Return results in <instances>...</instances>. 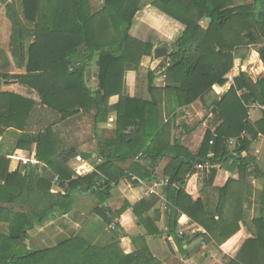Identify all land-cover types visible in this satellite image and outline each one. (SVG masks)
Listing matches in <instances>:
<instances>
[{"label": "trees", "instance_id": "obj_1", "mask_svg": "<svg viewBox=\"0 0 264 264\" xmlns=\"http://www.w3.org/2000/svg\"><path fill=\"white\" fill-rule=\"evenodd\" d=\"M3 1L12 21V52L21 49L27 63L24 74L0 72V82L16 79L25 90L0 88V221L7 225L0 233V264H161L147 246L127 254L118 241L96 246L73 237L38 249L30 243L29 232L56 212L67 214L76 192L95 195L100 201L96 212L111 224L131 206L127 203L115 212L106 206L111 189L122 181L133 186L140 185V180L153 181L166 158L163 176L169 184L160 191L166 197L169 228L178 247L185 252L184 245L203 239L228 250L246 223L247 198L240 183L251 175L264 182L256 158L248 153L259 134L264 136V117L251 123L245 103L253 99L264 104V80L253 84L241 73L231 88L210 104L205 96L213 89L226 88V75L241 47L254 46L264 62V0H151L153 7L181 23L184 30L172 51L149 67L150 99L130 96L125 83L127 71L138 70L144 57L154 54L153 44L130 33L144 0H105V7L96 15H92L90 0H73L71 4L61 0L63 10L73 15L59 23L55 18L50 24L42 16L44 0H20L21 14L15 11L14 0ZM31 37L34 42L25 50ZM96 56L99 83L92 90L86 83V71ZM158 80L166 85L156 86ZM242 90L243 95L239 94ZM116 95L119 100L111 105L109 100ZM198 99L214 114L215 130H207L195 154L182 143L191 130L183 120V108ZM91 109H95V125L107 121L111 112L117 113L115 136L100 141L104 164L81 175L67 166L76 155L61 150L53 127ZM166 117H170L168 121ZM242 133L248 136L241 137ZM7 135L16 140L10 151L4 152ZM231 137L237 138L233 151L226 143ZM135 157L138 161L127 168L117 163ZM13 161L16 170H12ZM201 162L213 165L205 172V186L214 182L217 166L240 174L239 181L229 179L218 189L217 211L206 207L197 185L200 180L195 166ZM54 185L61 190H53ZM14 205L28 211H14ZM132 208L137 224L146 228L147 234L159 232L152 228L146 199ZM182 214L200 226L199 230L178 233ZM252 222L254 237L243 243L235 257H226V264H264V208Z\"/></svg>", "mask_w": 264, "mask_h": 264}, {"label": "crops", "instance_id": "obj_2", "mask_svg": "<svg viewBox=\"0 0 264 264\" xmlns=\"http://www.w3.org/2000/svg\"><path fill=\"white\" fill-rule=\"evenodd\" d=\"M9 1L12 0H8V2ZM14 1L15 11L21 14L20 0ZM72 1L73 0H70V4ZM104 1L105 0H90L92 5V15L102 12L105 7ZM44 2L45 6L42 7V16L46 19V22H49V24L53 22L55 18L58 23L62 22L64 17L66 19L70 14L68 10H63L61 7V0H44ZM150 2L151 0L143 1V8L136 14L130 33L133 37L142 42L153 44L154 54L152 56L144 57L140 68L138 70L127 71L125 76L127 93L132 97L143 99L151 98V94L148 90V70L152 64L155 65L157 63V58L155 57L156 50L166 47L168 55L173 49L175 40L184 30V26L181 23L153 7ZM6 3L7 2L0 0V72L24 74L26 73L25 65L27 59L25 55H23L21 49L17 50L16 53L12 52L13 29L12 21L7 15ZM70 10L72 11V9ZM201 24L204 25L203 21H201ZM31 28L32 26H30L29 29L32 30ZM26 33H28V31ZM33 42L34 37L27 39L25 42V50H27L29 43ZM97 61V56L92 58L88 63L86 71V83L92 90H96L99 83V68ZM241 73L246 74L253 84L264 80V62L257 49L252 45L241 47L239 49L238 57L235 59L233 67L226 75V88L219 92H217L216 89H213L211 93L205 96L206 100L209 101L213 93L214 98H216L230 89L229 78L233 76L235 81V78ZM165 85L166 83L163 80L156 81V86L158 87H164ZM0 88L2 91L12 92L16 91V89L20 92L25 91L24 87L16 79H3ZM244 93L245 90L239 92L241 95ZM118 100L119 96L116 95L110 98L109 103L114 105ZM251 101L254 100L249 99L245 102L246 107ZM256 102L260 105H264L258 101ZM193 109L195 110L194 112H192ZM207 110V105L201 99H198L183 108V120L191 130L189 133L184 134L182 143L195 154L198 153L207 130L211 127L213 128V123L211 124V127L207 124L208 119L211 118L210 116L208 118L207 116L205 117ZM248 112L250 121L254 124L264 117V108L261 107L252 111H249L248 109ZM94 113L95 109L81 110L77 114L62 120L53 127L54 136L61 144V150H64L67 153L73 151L76 155L70 158L66 163L74 172L78 168H82L83 170H86V174H88L96 171L98 167L102 166L104 164V157L99 153L100 141L111 139L115 136V120L117 119V113L111 112L107 121L98 123L97 125H95L93 121ZM169 118L170 117H166V121H168ZM213 129L215 130V128ZM213 129L211 130L212 132H214ZM174 136L175 129L172 127V138ZM247 136V133L241 134V137ZM12 137L15 136L7 135L3 138L2 149L4 152L10 151V149H6L5 144L6 140ZM232 139L237 141L236 137H231L228 138L226 142L231 151H233V149L229 144V141ZM262 151H264V136L259 134L248 153L256 158L259 169L264 173V170L260 166L264 160V158L261 159L260 156ZM262 157H264V155ZM138 159V157H135L133 160H127L125 163H117L124 168H127L132 164V161L135 162L138 161ZM28 160L25 161L28 162ZM34 160L35 162L37 161L35 158ZM168 161L169 160L166 158L161 162L156 169L157 173L155 179L165 177L163 176L164 168ZM16 169V161H13L12 170ZM201 176L203 177L202 173ZM239 178L240 174L238 170L231 171L228 170L226 166H217V175L210 186H205L204 182H197L199 190L201 189L202 191V199L206 204V207L217 211V205L219 202L218 189L223 187L229 179L239 181ZM134 179L138 178L134 176ZM153 181L145 182L140 180V185L137 186H133L127 181H122L118 187L111 189V195L106 202V206L115 212L123 208L127 203L131 205L126 208L119 218L112 222L115 223L114 228L111 227L112 223L109 224L105 222L103 217L96 212V208L100 205V201L95 195H86L78 192L74 193L72 197V209L67 214L56 212V214L48 218L44 224L36 225L29 232L30 243L38 249H45L55 246L63 240L73 237H81L96 246H106L118 241L124 252L127 254L135 252L140 247L147 246L162 264H168V260H174V262L180 260L179 264H189V262L190 264H204V262L206 264H216L215 261L218 260L221 255L225 256L224 262L226 264V257H235L243 243L248 238L254 237L252 221L254 218L260 216L261 210L264 208V182L261 179H257L255 176L251 175L247 177L245 183H240L242 186L241 188L243 189V194L246 192L245 196L247 198V200L245 199L244 205L246 223L242 225V231L234 244L228 250H224L215 242H205V245H202L199 252L196 251V249L194 250L196 246L195 243L184 245L185 252H182L178 247L169 228L170 216L166 207V197L164 200L159 196L163 194V192L159 191V195H155L156 198L151 195H145V192L148 187L152 185ZM191 189L193 191L196 190L195 187H192ZM53 190L60 191L61 188L54 185ZM142 199L148 201V209L146 212L153 219L152 228L156 227L159 230L158 233L147 234L146 228L137 224L138 218L134 214L132 206ZM3 206H6V204H3ZM11 209L22 212L28 211V208L18 205L12 206ZM158 213H160L159 218L157 217ZM199 227L200 226L197 224L192 223L187 215L182 214L180 216L178 233L191 234L194 231H198ZM6 230L7 225L0 221V233L5 232Z\"/></svg>", "mask_w": 264, "mask_h": 264}, {"label": "built area", "instance_id": "obj_3", "mask_svg": "<svg viewBox=\"0 0 264 264\" xmlns=\"http://www.w3.org/2000/svg\"><path fill=\"white\" fill-rule=\"evenodd\" d=\"M170 63L168 62L167 63V66H169ZM230 80V86H232L235 81H234V77L231 76L229 78ZM249 111H252L256 108H264V105H260L259 103H257L256 101H251L248 103L247 105ZM213 139L211 140V143H213ZM229 144L231 145V147H235L236 145V140L235 139H232L229 141ZM29 162V160H28ZM196 170L198 171V175L199 173L202 175H204V172H207L209 173L211 171V169L213 168V165H211L209 162H201V163H198L196 166H195ZM191 173L188 174V176H190ZM169 184V179L168 178H165V177H161V178H157L153 181L152 185L148 187L147 191L145 192V195L146 196H149V195H159V191L160 189H162V187L166 186ZM162 197V199L165 200V195L164 193L159 195ZM184 215V214H183ZM188 224V223H187ZM111 227L114 228L115 227V223H112L111 224ZM202 245L204 246L205 245V242L202 241ZM224 259H225V256L224 255H221L218 260L215 261V263L217 264H225L224 262Z\"/></svg>", "mask_w": 264, "mask_h": 264}, {"label": "rangeland", "instance_id": "obj_4", "mask_svg": "<svg viewBox=\"0 0 264 264\" xmlns=\"http://www.w3.org/2000/svg\"><path fill=\"white\" fill-rule=\"evenodd\" d=\"M250 2V1H249ZM245 3H248V2H245ZM203 24H204V26L206 27V22L205 21H203ZM26 70V69H25ZM1 83V82H0ZM214 99V93H213V95H211V97H210V100L208 101V103L210 104L211 103V101ZM195 110L193 109V111L192 112H194ZM206 113V112H205ZM196 114V113H195ZM207 116V118L210 116L211 118H209L208 119V125H209V127H211L213 124H214V114H211L210 113V111H208L207 110V114L205 115V117ZM213 123V124H212ZM212 124V125H211ZM214 128V127H213ZM212 127L210 128L211 130L213 129ZM214 130V129H213ZM205 136V135H204ZM15 140H16V138L15 137H12V138H8L7 140H6V144H5V146H6V149H11L13 146V142H15ZM232 148H234V147H232ZM264 155V151H262V153H261V159L262 158H264V157H262ZM261 168L264 170V160L262 161V163H261ZM74 170V169H73ZM74 172V171H73ZM74 173H76V174H81V175H84V174H86V170H83L82 168H78ZM199 180H200V182H202L203 183V180H204V175H203V177L201 176V174L199 175ZM202 240L203 239H200V240H197L196 242H194L195 244H196V246H195V248H194V250L196 249V251H200L201 250V248H202ZM195 254H197V253H195ZM182 259V258H181ZM180 261V260H179ZM179 261L177 260V261H175L174 262V260H168V264H179ZM194 263V262H193ZM161 264H162V262H161ZM189 264H190V262H189ZM204 264H206L205 262H204ZM208 264H211V263H208ZM213 264V263H212Z\"/></svg>", "mask_w": 264, "mask_h": 264}, {"label": "water", "instance_id": "obj_5", "mask_svg": "<svg viewBox=\"0 0 264 264\" xmlns=\"http://www.w3.org/2000/svg\"><path fill=\"white\" fill-rule=\"evenodd\" d=\"M167 55V48L166 47H162L156 50L155 52V57L157 59L163 58ZM157 217H160V213L157 214Z\"/></svg>", "mask_w": 264, "mask_h": 264}]
</instances>
